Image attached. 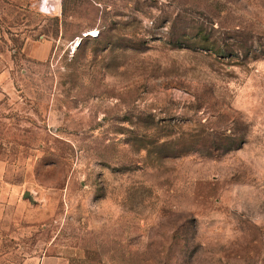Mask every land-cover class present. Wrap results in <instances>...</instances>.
<instances>
[{
	"label": "rangeland",
	"instance_id": "obj_1",
	"mask_svg": "<svg viewBox=\"0 0 264 264\" xmlns=\"http://www.w3.org/2000/svg\"><path fill=\"white\" fill-rule=\"evenodd\" d=\"M0 28V264H264V0H0Z\"/></svg>",
	"mask_w": 264,
	"mask_h": 264
},
{
	"label": "crops",
	"instance_id": "obj_2",
	"mask_svg": "<svg viewBox=\"0 0 264 264\" xmlns=\"http://www.w3.org/2000/svg\"><path fill=\"white\" fill-rule=\"evenodd\" d=\"M0 35H1V28H0ZM52 48V44L49 42H46V44H43L41 48H37L32 52V55L37 58L44 60L46 59L49 51ZM36 264H62L61 259L56 257H45L41 260H38Z\"/></svg>",
	"mask_w": 264,
	"mask_h": 264
}]
</instances>
